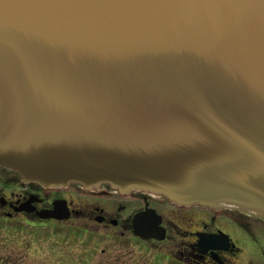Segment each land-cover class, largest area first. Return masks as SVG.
Listing matches in <instances>:
<instances>
[{
    "label": "water",
    "instance_id": "water-1",
    "mask_svg": "<svg viewBox=\"0 0 264 264\" xmlns=\"http://www.w3.org/2000/svg\"><path fill=\"white\" fill-rule=\"evenodd\" d=\"M0 166L264 221V0H0Z\"/></svg>",
    "mask_w": 264,
    "mask_h": 264
},
{
    "label": "flooded vegetation",
    "instance_id": "flooded-vegetation-1",
    "mask_svg": "<svg viewBox=\"0 0 264 264\" xmlns=\"http://www.w3.org/2000/svg\"><path fill=\"white\" fill-rule=\"evenodd\" d=\"M56 208L65 217H45ZM135 225H158L164 234L143 238ZM98 230L103 254L119 250L116 264H264V222L237 211L108 183L47 188L0 166V264H61L73 255L91 264Z\"/></svg>",
    "mask_w": 264,
    "mask_h": 264
},
{
    "label": "rangeland",
    "instance_id": "rangeland-1",
    "mask_svg": "<svg viewBox=\"0 0 264 264\" xmlns=\"http://www.w3.org/2000/svg\"><path fill=\"white\" fill-rule=\"evenodd\" d=\"M100 233L103 235L105 234L103 230H98V231H95L93 235V250L91 252V258L93 262L91 264H113V261L115 262L114 264H116V255L118 254L119 250L115 248L113 251L103 254L101 252V248L103 247V244L100 242L103 238L101 239L99 237ZM78 245L80 244L78 243ZM73 259H74V262H69V261L65 262L63 258L61 264H76L77 259H75L74 255H73ZM78 260H79V257H78ZM78 263L79 261H77V264Z\"/></svg>",
    "mask_w": 264,
    "mask_h": 264
}]
</instances>
